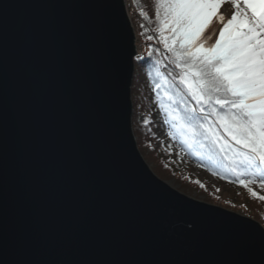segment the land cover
I'll use <instances>...</instances> for the list:
<instances>
[{"label":"water","instance_id":"obj_1","mask_svg":"<svg viewBox=\"0 0 264 264\" xmlns=\"http://www.w3.org/2000/svg\"><path fill=\"white\" fill-rule=\"evenodd\" d=\"M136 55L126 0H0L9 264L259 261L258 219L185 194L146 161L133 128Z\"/></svg>","mask_w":264,"mask_h":264},{"label":"snow or ice","instance_id":"obj_2","mask_svg":"<svg viewBox=\"0 0 264 264\" xmlns=\"http://www.w3.org/2000/svg\"><path fill=\"white\" fill-rule=\"evenodd\" d=\"M225 3L230 17L218 12ZM140 15L148 19L144 10ZM213 16L221 26L209 35ZM155 23L171 65L170 79L155 72L170 135L245 187L246 180L264 187V0H155ZM157 51L142 63L158 65ZM0 249L9 264L2 235ZM249 264H264V244L259 261Z\"/></svg>","mask_w":264,"mask_h":264},{"label":"trees","instance_id":"obj_3","mask_svg":"<svg viewBox=\"0 0 264 264\" xmlns=\"http://www.w3.org/2000/svg\"><path fill=\"white\" fill-rule=\"evenodd\" d=\"M128 5L130 14L133 18V23L136 27L138 37L140 38L143 56L140 55L135 57V72L132 84V99L134 104L133 112V128L136 134L138 145L140 149L146 151L148 148L152 151V156H149L155 165L157 166L158 172H166L171 175L177 174V176L182 180L185 185H197L200 188H203L207 193L210 202L222 204L232 207L235 210H242L244 213L258 219L264 225V200H261L259 196H253L249 191V188L254 192L256 185L261 186L259 181L256 182H247V187L240 184L239 181L231 173L224 174V172L219 169L212 167L208 164L206 157L202 155L193 154L192 150L184 148V157L190 159L198 160L205 165H207L212 172H216L220 180H224L226 183L230 184L234 188L236 197H241L238 202L234 199H222V196L213 197L212 192H217V189L214 185L207 181L200 182L198 178H195L191 174H186L180 169L178 162V155L170 156L168 158V153L166 151V145L164 143V135L159 134V130L156 128L157 120L153 116L152 112H155L158 104L161 102L167 103L166 98L164 97V88L156 89L155 84L158 82V79L155 77L156 69L159 68L161 73L170 79L167 74L162 71L164 67V62L166 57L168 59V54L163 49V45L158 43L159 34L157 32V24L155 23V0H128ZM141 10H144L148 14V19L140 15ZM153 36L152 40H148L147 37ZM154 49H159L155 52L152 61L159 60L158 65H153L152 63H142V60H147V54ZM166 63V62H165ZM168 65V63H167ZM137 94V96H136ZM136 103V104H135ZM137 104L139 107L137 109ZM145 110V120H138L139 113ZM178 138V137H176ZM179 141V138H178ZM181 144V142L179 141ZM186 154V155H185ZM185 157V158H186ZM181 161V160H180ZM247 181V180H246ZM245 181V182H246ZM261 196H264V192ZM237 200V199H236Z\"/></svg>","mask_w":264,"mask_h":264},{"label":"rangeland","instance_id":"obj_4","mask_svg":"<svg viewBox=\"0 0 264 264\" xmlns=\"http://www.w3.org/2000/svg\"><path fill=\"white\" fill-rule=\"evenodd\" d=\"M128 2L129 1L126 0L127 8L129 9ZM225 8H226V11H227V15H225V17H230L232 9H231V5L228 4V3L223 4L219 8L218 12L220 14H223V12H224L223 9H225ZM241 8H243V4L242 3H241ZM128 12H130V10H128ZM131 14H130V17H131V20H132V23H133V18L131 16ZM133 26H134V30H135V34H136L137 50H139V52L141 53V56H143V51H142L143 49H142L140 38L138 37V33H137V30H136V27H135L134 23H133ZM220 26L221 25H220V22L218 20V17L217 16H213L212 19H211V23H210V25L207 28V33L209 35H211L213 29H218ZM214 39H215V36H213V40ZM164 59H165V61L168 64H170L169 60L166 57H164ZM167 66H168L169 71L171 72V68H170L171 65L170 66L167 65ZM136 96H137V94H136ZM138 107H139V104H137V109H138ZM133 112H134V104H133ZM144 112H145V110L141 111V113H139L137 122H139V120H142V121L145 120L146 116H145ZM152 114L155 117V119L157 120L158 127H156V125H155V129L157 128L159 130V134H162L165 137L164 138V143L167 146L166 147V151L168 150L167 151L168 158L170 156L172 157L174 155H178V157H180V159L178 158V162L175 163V164H179L180 165V169L182 168V171H184L188 175L191 174L195 178H198L200 180V182L204 183V181H207L208 183L210 182L212 185H214L215 188L217 189V192H212L211 193L213 197H217V193H218V196H222L221 197L222 199H229L230 198L231 200L234 199L235 201L238 202V200L241 197H236L235 194H237V193L234 192L235 191L234 188H232L230 186V184L226 183L224 180H220L218 178V175H217L216 172H212L211 169L207 165H205L204 163H202V162H200L198 160L190 159V158H188L186 156H185L186 158L184 157V155H183L184 152H185L184 148L179 143L178 138H176V136L170 135L172 130H171V127H170V125H169V123L167 121V117L165 116L164 111L160 108V104L157 105V108H155V112L153 111ZM134 133H135V131H134ZM135 136H136V134H135ZM140 150H141L142 154L144 155L146 161L148 162L149 166L152 168V170L158 176H160L162 179H164L166 182H168L170 185H172L173 187L177 188L178 190L184 192L185 194H187V195H189L191 197L210 202L209 197H208L207 193L204 191L203 188H200L199 186H197L195 184L194 185H185L182 182V180L177 176V174L175 176V175L168 174V173H166L164 171L158 172L159 170L157 169V166L155 165V163L151 159H149V156H152V151H150L149 148L146 151H143L142 149H140ZM247 182L248 181H246L245 183L247 184ZM254 192L257 193V196L261 197V195L264 192V187L256 185V187L254 188ZM237 195H239V194H237ZM215 204H217V203H215ZM218 205H221V206L229 208L228 206L223 205V203L222 204H218ZM230 209L235 210L232 207H230ZM235 211H238L240 213L246 214L241 209L240 210H235Z\"/></svg>","mask_w":264,"mask_h":264},{"label":"bare ground","instance_id":"obj_5","mask_svg":"<svg viewBox=\"0 0 264 264\" xmlns=\"http://www.w3.org/2000/svg\"><path fill=\"white\" fill-rule=\"evenodd\" d=\"M223 11H224V12H223V15H227L226 8H225V9H223ZM164 66L166 67V66H167V63H165V62H164Z\"/></svg>","mask_w":264,"mask_h":264}]
</instances>
